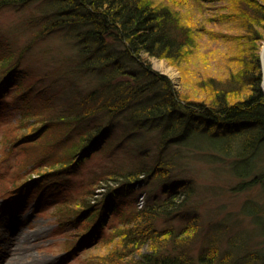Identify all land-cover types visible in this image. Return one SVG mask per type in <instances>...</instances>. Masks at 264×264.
<instances>
[{
    "label": "trees",
    "instance_id": "1",
    "mask_svg": "<svg viewBox=\"0 0 264 264\" xmlns=\"http://www.w3.org/2000/svg\"><path fill=\"white\" fill-rule=\"evenodd\" d=\"M236 1L234 17L238 28L256 40L262 34L260 28L264 29V0ZM28 5H33L36 12L27 16L22 26L30 28L32 35L18 48V53L3 59L5 72L0 79L5 73L19 72L24 53L32 52L38 42L62 35L69 39L75 54L64 61L63 77L67 81H61L76 88L77 97L64 116H54L43 123L38 120L36 123L41 126L29 133L27 139L22 138H26L24 134L17 135L19 129L10 138L39 143L48 127L67 123L66 119L72 121L81 139L78 146L67 148L69 159L62 164L63 170L74 168L85 156L80 151L87 147L111 145L108 152L112 153L129 142L137 150L136 161L128 173L104 177L103 183L87 191L86 196L63 206L72 208L68 209L69 215L76 220L86 214L89 218L104 219L118 212L123 229L121 251L127 252L126 257L137 255L142 259L129 261L131 264H264L263 252L243 254L247 247L245 239L241 240V249H235L237 252L222 254L212 240L196 256L193 254L198 212L186 206L195 195V185L191 177L174 173L179 158L171 149L177 144L192 147L205 144L222 156V160L213 159L225 160L239 177V188L264 183V171L254 172L257 151L264 143L259 54H253L251 61H244L234 78L249 88L240 100L230 102L224 92L218 91L213 104L196 100L184 103L171 80L155 72L149 61L141 57L142 53H148L179 61L185 58L186 47L192 46L190 29L169 6L155 5L150 0H0V10L10 6L24 9ZM43 52L49 54L50 50ZM85 76L96 78V83L80 90L79 78ZM70 77L72 81L67 79ZM152 132L158 134L157 138L150 137H155L150 135ZM47 155L50 154L45 153L43 157L46 162ZM46 164L50 167V163ZM35 169L36 174H44L42 166ZM152 178H162L163 196L159 199L155 196L138 209L134 193L145 179ZM40 181L42 188L58 183L56 178L47 181L35 178L36 187ZM99 189L104 190L96 191ZM247 204L249 207L250 201ZM119 205L124 209L118 210ZM176 219L188 223L175 227ZM100 225L95 222L77 230L83 236L93 235ZM145 247L147 252H138ZM119 252L117 249L116 254Z\"/></svg>",
    "mask_w": 264,
    "mask_h": 264
},
{
    "label": "rangeland",
    "instance_id": "2",
    "mask_svg": "<svg viewBox=\"0 0 264 264\" xmlns=\"http://www.w3.org/2000/svg\"><path fill=\"white\" fill-rule=\"evenodd\" d=\"M150 1L155 5L169 6L192 33V46L186 47L188 52L179 61L141 54L155 72L171 80L182 102L196 100L213 104L218 91L224 92L230 102L240 100L249 88L241 86L240 81L234 78L241 64L251 61L255 53L259 54L262 77L264 29L260 28L262 34L252 40L247 32L238 28L234 17L236 0ZM34 12L33 5L24 9L10 6L0 10V78L5 72L3 59L18 53V48L30 39L31 29L24 28L22 22ZM45 49L50 53L45 54ZM24 54L19 72L5 73L0 79V264L8 263L17 252H27L29 260L47 259L46 264H131L129 261H142L140 256L126 257L127 252L121 251L123 229L118 212L104 219L89 218L86 214V217L76 220L69 215L68 209L72 208L63 207L86 196L87 191L95 189L104 177L128 173L137 158L135 146L127 142L112 153L108 152L111 145L87 147L80 151L85 156L74 168L63 170L62 164L69 159L67 148L78 146L81 139L72 121L66 119L67 123L63 121L55 127H48L41 134V137L45 135L39 143L10 138L19 129L17 135L24 134L26 138H22L27 139L29 133L41 126L40 123L54 116H64L77 97L76 88L72 89L61 81L66 80L63 77L64 61L75 54L68 38L60 35L43 39L32 52ZM67 79L73 80L71 77ZM95 83L96 78L80 77L77 88L86 89ZM38 120L41 122L36 123ZM152 133L150 135L155 137H150L157 138L158 134ZM171 149L179 158L174 173L191 177L195 185V195L186 206L198 212L193 254L196 256L212 240L222 254L236 251L241 249L242 239L247 246L243 254L250 251L264 253V183L239 188V177L234 175L225 160H216H222V156L205 144L196 147L177 144ZM45 153L50 154L47 162L43 158ZM255 159L254 172H263L264 143ZM46 163H50V167ZM40 166L44 173L41 176L34 171ZM35 178L46 181L56 178L58 183L43 185L42 188L40 181V190L35 186ZM137 188L134 195L138 209L154 200L155 196L158 195V199L163 196L162 178L145 179ZM248 201L249 207L246 205ZM251 205H254V212ZM120 208L124 209L122 205L118 210ZM95 222L101 225L93 235L83 236L77 230ZM170 223H165L164 227ZM187 223L176 219L174 226ZM21 244L24 245L22 250L19 248ZM117 249L119 255L116 254ZM147 250L145 247L138 252ZM121 252L125 255L121 256Z\"/></svg>",
    "mask_w": 264,
    "mask_h": 264
},
{
    "label": "bare ground",
    "instance_id": "3",
    "mask_svg": "<svg viewBox=\"0 0 264 264\" xmlns=\"http://www.w3.org/2000/svg\"><path fill=\"white\" fill-rule=\"evenodd\" d=\"M170 69L172 70V68ZM171 73L172 75L175 74L174 71H172ZM23 246L24 245L21 244L19 248L22 250ZM14 253L16 254V252ZM46 260L47 259L44 258L29 260L27 252H17V254L13 255L11 260L6 264H46Z\"/></svg>",
    "mask_w": 264,
    "mask_h": 264
},
{
    "label": "water",
    "instance_id": "4",
    "mask_svg": "<svg viewBox=\"0 0 264 264\" xmlns=\"http://www.w3.org/2000/svg\"><path fill=\"white\" fill-rule=\"evenodd\" d=\"M261 64H262L261 86H262V91L264 93V46H263V48L261 50Z\"/></svg>",
    "mask_w": 264,
    "mask_h": 264
}]
</instances>
